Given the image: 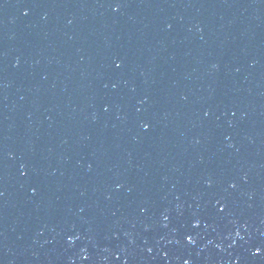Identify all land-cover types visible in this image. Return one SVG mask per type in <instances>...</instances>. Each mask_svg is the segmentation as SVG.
Segmentation results:
<instances>
[{
	"label": "water",
	"instance_id": "95a60500",
	"mask_svg": "<svg viewBox=\"0 0 264 264\" xmlns=\"http://www.w3.org/2000/svg\"><path fill=\"white\" fill-rule=\"evenodd\" d=\"M185 262L264 264V0H0V264Z\"/></svg>",
	"mask_w": 264,
	"mask_h": 264
},
{
	"label": "snow or ice",
	"instance_id": "6c2138e0",
	"mask_svg": "<svg viewBox=\"0 0 264 264\" xmlns=\"http://www.w3.org/2000/svg\"><path fill=\"white\" fill-rule=\"evenodd\" d=\"M257 252H259V249H257ZM185 264H187V262H185Z\"/></svg>",
	"mask_w": 264,
	"mask_h": 264
}]
</instances>
